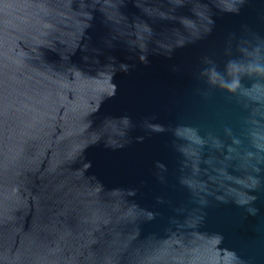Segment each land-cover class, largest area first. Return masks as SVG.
I'll return each mask as SVG.
<instances>
[{
    "label": "water",
    "instance_id": "obj_1",
    "mask_svg": "<svg viewBox=\"0 0 264 264\" xmlns=\"http://www.w3.org/2000/svg\"><path fill=\"white\" fill-rule=\"evenodd\" d=\"M0 264H264V0H0Z\"/></svg>",
    "mask_w": 264,
    "mask_h": 264
}]
</instances>
